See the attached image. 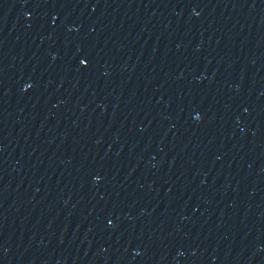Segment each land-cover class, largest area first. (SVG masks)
<instances>
[{"label":"water","instance_id":"1","mask_svg":"<svg viewBox=\"0 0 264 264\" xmlns=\"http://www.w3.org/2000/svg\"><path fill=\"white\" fill-rule=\"evenodd\" d=\"M0 264H264V0H0Z\"/></svg>","mask_w":264,"mask_h":264}]
</instances>
